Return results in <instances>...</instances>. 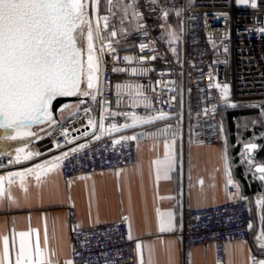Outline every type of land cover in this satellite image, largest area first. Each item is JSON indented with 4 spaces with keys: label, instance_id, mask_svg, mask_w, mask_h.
<instances>
[{
    "label": "built area",
    "instance_id": "1",
    "mask_svg": "<svg viewBox=\"0 0 264 264\" xmlns=\"http://www.w3.org/2000/svg\"><path fill=\"white\" fill-rule=\"evenodd\" d=\"M121 3L122 14L115 0L108 2L97 26V5L88 0L85 20L93 27L100 65L91 94H82L85 85L73 113L45 132L16 139L1 134L0 140L7 142L8 149H0V172L30 169L53 159L63 180L69 182L76 176L134 165L135 139L104 134L125 121L124 112L147 120L163 116L149 130L152 138H180L186 128L192 142L220 146L225 145L222 105L255 108L264 115V0ZM171 24L176 25V34L168 31ZM260 139L252 155L243 148L248 142L237 139V163L244 168L247 181L258 184L257 191L242 192L228 184L221 202L177 207L180 225L176 234L184 251L212 244L216 260L223 262L226 243L251 241L256 216L264 209L257 204L264 199V180L254 171L256 165H264V156L257 155L264 144V131ZM18 149L22 150L19 154ZM28 153L33 155L25 160ZM18 155L20 163H15ZM67 218L69 259L73 264H137L136 241L125 220L83 227L70 204ZM253 258L258 259L257 253L251 254Z\"/></svg>",
    "mask_w": 264,
    "mask_h": 264
},
{
    "label": "crops",
    "instance_id": "2",
    "mask_svg": "<svg viewBox=\"0 0 264 264\" xmlns=\"http://www.w3.org/2000/svg\"><path fill=\"white\" fill-rule=\"evenodd\" d=\"M100 3L104 12L107 5ZM124 115L125 121L117 131L107 129L104 134L116 138L143 130V138L135 139L137 161L134 165L76 176L69 182L63 180L58 166L51 167L57 165L53 159L38 164L39 168L31 167L33 171L25 175L23 181L17 176L9 183V173L27 169L0 172V177H4L0 183L3 189L0 193V257L4 237H8L12 264L21 242L33 254L38 244L44 258L54 264L70 261L67 218L70 204L75 207L78 223L83 227L125 220L130 236L136 241L137 264H253V252L258 255L257 262L264 260L260 253L264 252L261 247L264 209L256 216L251 241L226 243L223 262L216 260L212 244L184 251L176 234L180 225L177 207L205 206L225 200L229 178L240 190L243 180L247 192L258 187L256 182L247 181L245 170L238 163L240 169H231L229 148L194 143L186 128L180 138L173 135L152 138L149 130L159 120L137 118L130 112ZM255 173L259 179L264 174ZM177 196L179 206L175 205ZM20 233L28 235L21 237Z\"/></svg>",
    "mask_w": 264,
    "mask_h": 264
},
{
    "label": "snow or ice",
    "instance_id": "3",
    "mask_svg": "<svg viewBox=\"0 0 264 264\" xmlns=\"http://www.w3.org/2000/svg\"><path fill=\"white\" fill-rule=\"evenodd\" d=\"M108 2L111 4L112 0ZM92 4L98 5L99 0H92ZM88 6V0H0V121H2L0 127L6 125L15 128L19 135L21 130L27 129L31 123L50 119V106L56 97L81 94L82 84L86 85V90L82 94L84 96L91 94L90 90L95 87L94 82L98 80L96 73L99 72L100 65L94 50L93 27L90 21L85 20ZM253 6L255 7V3ZM164 15L167 16V12ZM103 21L104 28L107 29L108 17H103ZM86 23L88 28L85 35ZM115 35L116 32H112V36ZM82 39L87 40L86 63L83 59L85 49L81 43ZM125 59L129 58L125 57ZM117 70L113 69V71ZM214 87L220 88V85L215 84ZM224 91L225 93L227 91L226 85ZM92 99L95 100L96 97L93 95ZM162 118L163 116L153 119ZM100 127L103 131V125ZM107 131H117V128L113 125ZM125 139H136V137ZM256 147L255 144L245 145V149L249 151ZM20 151L22 150L18 149L17 153L19 154ZM32 155L28 153L24 159H30ZM64 156H67V153H64ZM56 159L59 160L60 157ZM15 163H20L19 155ZM56 166V164L51 165L52 168ZM32 171L30 168L25 172L9 173V183L17 176L23 181L25 175ZM256 171L264 173V165L258 166ZM260 179L264 180V175ZM3 180L4 177H0V183ZM228 183H232L230 178ZM2 192L3 189L0 188V193ZM257 204L264 205V199L258 200ZM251 227L250 224L249 228ZM163 230L161 228V231ZM19 235L25 237L28 234ZM261 235L264 236V232ZM261 247H264V244ZM9 256L8 237H4L0 264H12ZM14 264H54V262L44 258V253L38 244L33 254L21 242ZM66 264L73 262L67 261ZM253 264H264V260L257 262L253 258Z\"/></svg>",
    "mask_w": 264,
    "mask_h": 264
},
{
    "label": "trees",
    "instance_id": "4",
    "mask_svg": "<svg viewBox=\"0 0 264 264\" xmlns=\"http://www.w3.org/2000/svg\"><path fill=\"white\" fill-rule=\"evenodd\" d=\"M220 113L223 120V135L225 138V145L229 148V153L232 155V160L230 161L231 169L238 170L240 167L237 164L236 152L238 149L237 139H246L249 142H259L261 139L257 137L259 133L264 130V115L258 113L257 109L249 108V107H239V106H230L224 104L221 106ZM62 119L60 122L67 119ZM54 119L43 123L48 124ZM237 124L236 128L234 126V122ZM38 125V126H41ZM252 127V130H251ZM236 131V135H235ZM259 157L264 156V144L263 147L258 151L257 154ZM246 182L243 180V189L240 190L242 192H247ZM258 190V187L255 186L252 188L251 192H255ZM261 255H264V252H260Z\"/></svg>",
    "mask_w": 264,
    "mask_h": 264
},
{
    "label": "water",
    "instance_id": "5",
    "mask_svg": "<svg viewBox=\"0 0 264 264\" xmlns=\"http://www.w3.org/2000/svg\"><path fill=\"white\" fill-rule=\"evenodd\" d=\"M84 29H85V25H84ZM81 43H82V40H81ZM79 94L77 95H71V96H58L56 97L52 103H51V106H50V113H51V116H50V119H44L42 120L41 122H34V123H31L29 125V127L27 129H24V130H21V134L18 135L17 133V130L15 128H11V127H7L6 125L4 127H0V132H5V133H8V134H12L13 136H18V137H24L28 134H24L25 132L26 133H30V128L32 127H35V126H38V125H41L43 123H46L52 119H56L58 117V114L60 112H62L63 110H65L67 107H69L70 105H72L73 103H75L76 101L79 100ZM2 122V121H0ZM143 135H144V132L143 130H138L136 131L132 137H136V139H142L143 138ZM249 144H255L257 145V143L255 142H248V143H245L243 145V148L245 149V145H249ZM258 146V145H257ZM0 149L1 150H6L8 149V144L7 142L3 141V140H0ZM257 149V147L254 149V150H247L248 154L249 155H252V153ZM37 164L33 165V167H35ZM258 166H261V165H256L254 167V171H256V168ZM23 171V170H21ZM258 172V171H256Z\"/></svg>",
    "mask_w": 264,
    "mask_h": 264
},
{
    "label": "rangeland",
    "instance_id": "6",
    "mask_svg": "<svg viewBox=\"0 0 264 264\" xmlns=\"http://www.w3.org/2000/svg\"><path fill=\"white\" fill-rule=\"evenodd\" d=\"M101 1H103V3L108 6V0H99V3ZM115 2L117 4L119 13L122 14V11L124 10V6L121 3V0H115ZM107 6H106V9H107ZM101 12H102V9H101V3H100L99 5H97V16H98V18H100V13ZM168 31L170 32V34H176V32H177L176 25H172L171 24L169 26V28H168ZM86 33H87V31L85 30V35H86ZM82 45H83V47L85 49L83 59L85 60V63H86V60H87V52H86V49H87V40L86 39H82ZM84 87H85V85L82 84L81 85V90H83ZM76 107H77V102L73 103L72 105H70L69 107H67L65 110H63L62 112H60L58 114V117L56 119H54L53 121H51L50 123L44 124V125H41V126H35V127L30 128L29 129L30 130V134H28V135H26L24 137H32L36 133L46 131L48 129V127L54 126L55 124H57L58 122H60L62 119L66 118L67 116H69L70 114H72L73 111L76 109ZM234 123H235L234 126L236 128L237 124L239 125V123H237L236 121ZM263 131L261 133H259V135H257V137L260 138V135H262ZM1 134H4V135H12V134H8V133H5V132L0 133V135Z\"/></svg>",
    "mask_w": 264,
    "mask_h": 264
},
{
    "label": "bare ground",
    "instance_id": "7",
    "mask_svg": "<svg viewBox=\"0 0 264 264\" xmlns=\"http://www.w3.org/2000/svg\"><path fill=\"white\" fill-rule=\"evenodd\" d=\"M1 133V132H0Z\"/></svg>",
    "mask_w": 264,
    "mask_h": 264
}]
</instances>
